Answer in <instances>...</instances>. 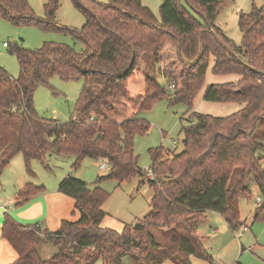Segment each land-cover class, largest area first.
<instances>
[{"label":"trees","instance_id":"trees-1","mask_svg":"<svg viewBox=\"0 0 264 264\" xmlns=\"http://www.w3.org/2000/svg\"><path fill=\"white\" fill-rule=\"evenodd\" d=\"M85 16L79 28L53 20L59 0H46L45 18L36 19L27 0H0V17L18 23L43 24L69 33L73 44L44 42L27 49L14 44L19 64L17 77L0 67V177L10 160L21 153L27 172L39 160L46 169L51 156H73L71 169L82 159H104L110 168L93 187L72 173L64 176L58 191L74 200L79 216L62 220L53 231L38 223H20L4 213L1 235L16 250L12 264H191V255L210 256L196 231L195 222L205 211L225 219L231 230L240 228L238 200L250 195L253 175L264 193V166L259 151L264 142L255 131L264 120V2L238 14L240 44L215 24L226 0H162L159 18L142 0H71ZM221 41L222 44L211 33ZM214 74L235 73V81L205 87L206 101L245 103L227 116L191 112L183 130V150L164 157L162 148L150 149L154 177L150 209L134 224L121 230L102 226V204L108 192L105 180L118 183L145 176L134 152L136 135L146 134L149 122L138 116L160 99L189 109L205 80L209 57ZM58 75L65 80L83 78L72 117L67 121L46 118L34 106V92ZM162 77L171 92L158 82ZM1 188V179H0ZM44 185L27 182L15 205L24 203ZM264 217V200L253 219ZM166 232L155 239L152 229ZM180 228V230L178 229ZM51 242L56 253L43 259L38 246Z\"/></svg>","mask_w":264,"mask_h":264},{"label":"rangeland","instance_id":"rangeland-1","mask_svg":"<svg viewBox=\"0 0 264 264\" xmlns=\"http://www.w3.org/2000/svg\"><path fill=\"white\" fill-rule=\"evenodd\" d=\"M101 1L106 2L107 0ZM161 1L142 0V3L159 18ZM27 2L36 19L45 18L44 4L46 0H27ZM263 2L264 0H226L225 6L215 19V24L221 27L236 44H240L242 32L237 23L238 14L240 12L248 13L253 6H260ZM53 20L63 27L79 28L85 23V16L71 0H59ZM44 42L70 43L76 49L82 48V44L75 42L67 32L47 29L43 24L20 21L16 23L0 17V67L11 76L17 77L19 74V64L16 55L11 50L12 46L18 44L27 49H36ZM212 66L213 57L210 56L204 84L193 98L191 109L183 102L170 105L167 100L160 99L148 109L138 113L139 117L146 119L150 124L146 134L136 135L134 138V152L142 170L151 167L150 149L162 148L164 157L183 150L182 128L189 124L192 111L213 116H227L244 106L245 103L235 101L216 102L203 99V92L208 84L235 81L239 77L235 73L214 74ZM157 79L161 85L168 89V92H171L162 77L159 76ZM82 84L83 78L65 80L58 75H53L48 85H41L34 92L33 99L36 110L46 118L59 121L69 120L73 115ZM255 136L258 141L264 142V120L258 123ZM173 142L175 146H173ZM259 153L262 156L261 164L264 166V150H260ZM52 155L50 159L48 158L50 170L46 169L39 160L33 159L30 162V169L33 172L31 176L26 170L23 155L18 153L11 160L10 166L3 170L8 174L5 179L6 184L1 191L9 192L14 177L22 176L35 185L51 186L56 178L60 181L69 173L93 187L96 178L107 174L110 168L104 159L85 157L80 166L72 170L73 156ZM6 185L9 186L6 187ZM100 187L109 193L102 204V209L106 212L101 223L102 226L121 230L124 224H134L143 218L150 209L153 190L145 176L137 174L130 180L119 183L109 179L101 182ZM248 187L250 195H240L238 200V218L241 222L239 229L231 230L223 216L213 211H205L195 222L201 243L211 258L208 260L205 256L191 255L189 257L191 264H264V217L253 219L257 205L255 197L259 196L263 201L264 193L253 175H250L248 179ZM244 225L247 226L245 230H243ZM178 229L180 230V228ZM152 233L157 241L165 240L166 232L164 230L153 228ZM42 247L40 256L43 259L50 258L57 251V247L48 241L41 243L40 249ZM124 261L125 264H130V256H125Z\"/></svg>","mask_w":264,"mask_h":264},{"label":"crops","instance_id":"crops-1","mask_svg":"<svg viewBox=\"0 0 264 264\" xmlns=\"http://www.w3.org/2000/svg\"><path fill=\"white\" fill-rule=\"evenodd\" d=\"M11 160L5 168L10 166ZM7 174V172H3L0 177V264H12L18 257L16 250L1 235V225L4 220L5 212L9 213L20 223H38L44 231L56 230L60 226L62 220L72 221L76 220L79 216L78 211L74 207V200L70 196L58 191V178L53 181L51 186L42 182L45 190L30 196L24 203L15 205L14 203L18 197V193L23 190L24 185L30 182V180L27 181L26 178L22 176L14 177L11 182V187H9V192L1 191L2 187L4 188L6 184L5 179L7 178ZM8 186L9 185H6V187ZM195 228H197V226ZM40 245L38 246L39 255H41L43 250V247L40 249ZM94 264L107 263L102 259H98ZM162 264H174V262L169 258H165Z\"/></svg>","mask_w":264,"mask_h":264},{"label":"built area","instance_id":"built-area-1","mask_svg":"<svg viewBox=\"0 0 264 264\" xmlns=\"http://www.w3.org/2000/svg\"><path fill=\"white\" fill-rule=\"evenodd\" d=\"M173 87H174V84H171L170 85V88H173ZM173 146H175V143L174 142H173ZM152 176H153L152 170L150 168L146 169L145 170V177L152 178ZM255 201H256L257 204H259L260 202H262V199L259 196H256L255 197ZM245 229H247V226L246 225H244V227H243V230H245Z\"/></svg>","mask_w":264,"mask_h":264},{"label":"water","instance_id":"water-1","mask_svg":"<svg viewBox=\"0 0 264 264\" xmlns=\"http://www.w3.org/2000/svg\"><path fill=\"white\" fill-rule=\"evenodd\" d=\"M211 33H212V34L214 35V37L218 40V42H219L220 44H222L221 41L217 38V36L214 34L213 30H211ZM262 75H264V72L262 73Z\"/></svg>","mask_w":264,"mask_h":264}]
</instances>
